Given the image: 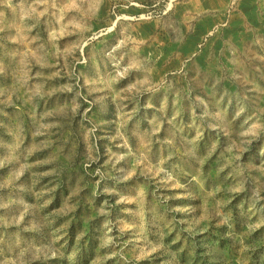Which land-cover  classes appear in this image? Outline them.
I'll return each instance as SVG.
<instances>
[{
  "label": "rangeland",
  "instance_id": "374dc122",
  "mask_svg": "<svg viewBox=\"0 0 264 264\" xmlns=\"http://www.w3.org/2000/svg\"><path fill=\"white\" fill-rule=\"evenodd\" d=\"M0 264H264V0H0Z\"/></svg>",
  "mask_w": 264,
  "mask_h": 264
}]
</instances>
